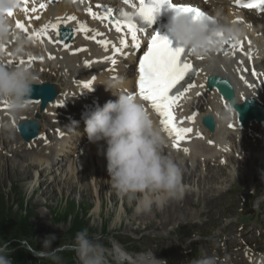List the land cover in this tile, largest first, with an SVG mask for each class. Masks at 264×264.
Segmentation results:
<instances>
[{"label":"rangeland","instance_id":"rangeland-1","mask_svg":"<svg viewBox=\"0 0 264 264\" xmlns=\"http://www.w3.org/2000/svg\"><path fill=\"white\" fill-rule=\"evenodd\" d=\"M67 64L68 62L62 58L57 65H53L62 83L53 77V73H41L42 69L34 72L37 76L49 82L55 81L66 88L67 77L63 73V67ZM44 70L50 72V68ZM52 123L56 122H51L49 117H46L45 121H42V128L47 129ZM4 133L10 137L8 140L13 138L20 143L21 139L16 131L13 134L8 131ZM68 137L63 139H72ZM0 143L2 146V142ZM86 143L88 145L73 148L74 150L69 145L65 147L68 163H72L70 166L64 160H59L62 156L58 153L61 147H57L56 150L51 148L52 159L54 163L57 160L59 164L52 166L54 171L45 173L44 176H40V169H48L46 166L51 165L52 159L45 165L43 162L41 165L40 159L35 161V156L44 152L41 146L36 149L34 145L32 152L36 155H31L30 160L26 161L30 162L28 168L31 167L30 170L27 168V171L34 169V172L23 173L25 163L21 165V162L20 168L17 169L19 162L17 158L6 156L2 160L5 161L7 158L10 166L6 164L4 168L0 167V199L4 198L6 205L13 207V213L20 215L32 213L29 222L35 231H47L42 232L43 237L51 233V236L56 237L55 243L61 240L70 243L67 234L87 228L90 236L96 237L106 247H110V242L115 241L130 253L152 249L161 259L166 260L167 264H197V261L210 257L209 253H214L217 257L227 255L232 252L234 240L241 242L243 238L252 241L257 248H262L261 251H264V179H262L264 150L260 147L253 148L258 154L257 158H260V164H252V158H249L248 167L246 161L240 159L241 168L234 170V164L231 162L229 167L220 171L221 174L227 172V175L209 184L210 190L207 189L206 196L209 201L206 197L200 200L199 192L193 199V208L186 205L189 213L187 208L177 212L179 214L186 212L181 215L168 212V208H158L155 213L151 212L143 217V214H137L134 211L135 199L111 188V178L107 168L94 170L88 167L94 153L96 155L97 152L91 154L90 149L93 147L89 145V142ZM9 144L7 147H11ZM19 146L20 155H26L28 150L23 148L26 145ZM82 149L84 150L80 158H84L86 151H89L92 158L87 156L86 163L76 164L77 157L74 152ZM95 163H100V160ZM69 167L72 170H69ZM213 168L215 169L214 166ZM233 171L236 176H241L240 183L232 179ZM252 172L257 174L256 179L252 178ZM245 176L248 178L247 181L243 180ZM225 177H227L228 186L221 189L219 186ZM206 181L211 182V179ZM256 205L258 210L254 209ZM253 213V217L257 220L248 223L245 226V232H238L239 222L235 220V217L253 215ZM258 228L261 231H258ZM12 240L8 239L6 242L10 244ZM190 249L192 252L185 255ZM58 255L59 261L65 264H79L76 254L70 250H65V253L63 251V254ZM39 264H47V262L41 260Z\"/></svg>","mask_w":264,"mask_h":264},{"label":"bare ground","instance_id":"bare-ground-1","mask_svg":"<svg viewBox=\"0 0 264 264\" xmlns=\"http://www.w3.org/2000/svg\"><path fill=\"white\" fill-rule=\"evenodd\" d=\"M28 1L29 8L23 10L22 6L21 8L17 9L11 16H8L10 22L21 21V25L12 26L13 34L10 37V42L1 45L0 47V61L5 63V65L9 67H15L17 65H27L36 58L43 61L46 60L49 63H53L55 60L60 61L62 58L67 61L68 64L63 67V73L67 77V82L65 84L66 88H61L60 86H58L59 94L57 98L48 105L46 112H48L47 114H49V112L51 111V109L49 108L51 107H54L57 110L59 121L57 123H52L51 127L55 125L58 127L57 133L62 139L68 136L72 138V136L76 134H85L87 136L86 132L84 131V127H82L79 122L83 121L84 117H86L89 111H92L90 105L92 104L95 107H102L108 100H115V96L112 95L110 91H106L105 93H101L100 99L96 98L98 91L95 90V88L99 85H102L101 83H104L106 80L110 79V74L104 76L97 75L96 79H92L91 75L96 70L104 71L112 68V66L110 63L105 62L104 57H98L97 55H95L98 45H96L95 43H88L86 39L81 35V31L89 30L92 36L96 35L97 37L103 35V31L101 28H92V26L96 23V17L93 13L96 12L97 14V10L103 6H112L114 0H59L58 2H49L45 0L46 9L41 11H37L35 9V6L31 0ZM226 4H228L227 1L224 2L225 7H227ZM229 9L231 8L227 7V10ZM35 18L37 19L35 20ZM232 18L236 20L235 17L232 16ZM249 18L251 20H255L253 16H249ZM85 21L90 22L92 26L89 27L87 25L88 23H86ZM12 23L13 22H11V24ZM262 23H264V21H262ZM59 24H69L76 26V39L71 45H64L59 41V36L56 31V28H58ZM53 25H55L56 27H53ZM25 29L26 32H24ZM262 31L264 32V29ZM17 34H19V36H21L25 40V50L22 54L19 55L15 54L14 52ZM86 34L89 33L86 32ZM249 36L250 33L246 39L240 40L239 44L247 43L249 41ZM106 58L112 59V55L108 54L106 55ZM93 59H95L94 62ZM21 61H23V63H21ZM58 61H56L53 65H57ZM250 64L252 67V72L257 78V82H253L250 80L245 82H240V80L236 81L230 74L228 67L225 64L218 62L217 60H206L202 62L203 72L197 77L194 86L189 89L188 94H191L195 89H201V91L196 92L187 100L182 99V101L179 102V104L185 102L186 112L188 115V122L181 125V128H191L193 129V131L191 133L184 134V139L182 141L179 140L178 143H169L165 145V152L178 160L181 167L183 168V183L186 189L185 195L182 199L168 201L160 208H168V212L175 213L177 215L179 214L177 212H179L180 210H186V208L188 210V205L189 207L193 208V199L195 198L196 194L200 192V200L204 199L207 196V189L210 190L209 184L227 175V172L223 174L220 173L222 169L229 167L231 165V162L234 165L240 163V158L241 156H243V150L241 147H237L236 151H234L229 147V145L226 146L229 142L228 134L230 132L225 129L224 124L217 126V133L213 134L215 137L214 141L208 138L204 139L203 137L204 128L201 125L202 117L205 114H209L208 111L211 107L210 105H214V107L217 106L215 95L205 89L203 79H205L208 75H219L223 76V79H232L233 81H230L233 86L235 85L234 88L236 89V99L238 103L242 102L245 97L249 96H255L264 103V66L252 62ZM254 71H257V73H254ZM51 73H53V71ZM116 75L117 68L115 64H113V77H115ZM53 77L57 78L62 83L61 77L57 71L53 75ZM241 78L245 79L244 76H241ZM42 80L45 81V79L43 78ZM76 80H79V85H76L75 88V84L73 83V81ZM84 80H89V84H91V87L85 88L83 85ZM36 82H40L39 77H37ZM61 86L63 87L62 84ZM70 88H74L77 91L76 97L70 98ZM66 89L68 91H66ZM207 95L208 97L206 100L205 97ZM196 104L199 105L200 108L204 107L201 112H198L194 108ZM226 105L227 102L221 98L219 100V105L217 108L222 109L225 108ZM36 111L42 112L43 110H39V108L36 107L31 112H24L20 116L12 117L7 113V106L3 102H0V116H3L9 122V128L7 130H0V138L3 139H1L0 141L2 142V146L0 143V147L1 149H5L9 143V145H11V147L9 146L6 149L8 150L7 154L6 151H0L1 168H4L6 164H8V167L10 166V161L7 158L5 159V161H2L7 156L9 158H17V160L19 161L17 169L20 168V162L21 165L25 163L24 168L22 167L23 173L34 172V169L31 171H27L30 162H26L27 160H30L31 155H36L35 152H32L35 145L33 144L34 140L28 142V146L25 147L28 152L26 155L22 156L20 155L19 145H23V139L20 138V143H17L13 138L11 140H8L10 137L7 136L4 132L8 131L13 134V130L17 128L19 122L26 117H35ZM71 112H75L74 115L69 114ZM216 116L217 121L221 122L220 115L217 114ZM46 117H49L51 122H56L55 118L51 116H45L44 112H42V116H38L37 119L39 120V122L45 121ZM234 120L235 118L231 119V122L233 123ZM157 121L159 120L157 119ZM12 122L13 124H11ZM235 129L237 131H241V127L238 123L236 124ZM236 135L237 134H233L231 136L237 137ZM41 137L42 132L39 136V139ZM70 141L71 140L69 139H63L61 143L57 144V147H61V151L58 153L64 152L66 150L65 147L68 146ZM65 143L67 144L65 145ZM89 145L93 146V150L90 149L91 154H93L96 151L95 144L90 143ZM184 149H188V151H184ZM43 150L44 152L38 153V155L35 156V161H37V159H40L41 165L42 162L45 165V163L48 164V162L51 161L50 158L46 156L49 150L51 151V148L47 147L46 149H42V151ZM248 154L255 156L253 164H260V158H257L256 155H253L251 153ZM91 157L92 156H90V159ZM62 160H66V158H63ZM83 160H85V162H83ZM87 161V156H84V158L77 157L76 164H78L79 162L80 165H83ZM57 164H59V162L54 163V160L52 159L51 165L46 166V168L48 169H40V176H44L45 173H52V171H54L52 166H57ZM67 164L70 166L72 163L67 162ZM213 166L215 167V169L213 168ZM88 167L94 170H97V168L105 169L107 168V163L100 162V164L97 166V164H94L93 161H91L88 164ZM30 168L31 167H29L28 170H30ZM34 176H36L35 173ZM231 176L232 179L237 183H240L242 181L241 176H236L234 171L232 172ZM251 176L253 179H256L257 174L252 172ZM35 179H37V176ZM207 179H211V182L206 181ZM249 179H251V177ZM243 180L247 181L248 178L245 176ZM44 181L45 179L43 180V182ZM227 186V177H225L221 180V185L219 187L221 189H225ZM156 209L158 208H154L152 213H155ZM182 213L185 214L186 212L184 211L181 212V214ZM143 217H145V214H143ZM232 246L233 249L231 254L234 258L235 263H243V261L240 259L242 253L237 250V245L233 243ZM155 257L159 259L157 255H155ZM250 263L263 264L261 262V259L259 258L252 259Z\"/></svg>","mask_w":264,"mask_h":264},{"label":"clouds","instance_id":"clouds-1","mask_svg":"<svg viewBox=\"0 0 264 264\" xmlns=\"http://www.w3.org/2000/svg\"><path fill=\"white\" fill-rule=\"evenodd\" d=\"M16 6L17 0H0V45L9 43L13 34L3 10ZM138 7L129 12L131 17L138 18ZM169 24L171 40L209 61L225 42L246 39L250 32L247 24L232 18L223 0H213L210 10L198 18L175 11ZM24 45L25 40L17 34L15 54H22ZM36 80L31 67H9L0 61V102L6 104L8 115L17 117L29 109ZM101 84L117 99L108 100L102 107L90 111L84 118V131L89 142L97 145V154L107 161L111 188L135 199L137 214H149L170 200L182 199L186 190L182 167L178 160L165 152L167 137L153 113L139 96L122 91V79L110 78ZM219 115L224 120L231 118L230 111ZM8 128L9 122L0 116V130ZM55 240L54 235L46 237L42 250L20 243L37 256L38 261L58 262V253L70 250L76 254L79 264H167L166 260L157 259L151 249L130 253L115 241L106 247L90 236L87 228L78 231L70 243L53 248ZM8 248L6 241L0 243V264H14ZM197 264L217 262L215 258L206 257Z\"/></svg>","mask_w":264,"mask_h":264},{"label":"snow or ice","instance_id":"snow-or-ice-1","mask_svg":"<svg viewBox=\"0 0 264 264\" xmlns=\"http://www.w3.org/2000/svg\"><path fill=\"white\" fill-rule=\"evenodd\" d=\"M130 0H124L128 4ZM264 0H258L256 3H248L246 7H261ZM167 5L169 8L177 12H184L193 17H201L205 14L198 7L186 6L183 4L173 3V0H139L138 18H133L128 12L123 10L119 13V18H115L117 23V31L121 24L125 25L131 33V41L135 49L141 47L138 37V32L145 33L151 29V24L156 18V14ZM135 9L136 5H132ZM114 10L107 8L106 12L111 14ZM74 19V18H73ZM138 21L147 22V27L140 26ZM53 27H56L53 25ZM151 36L150 46L144 52L143 57L138 62L139 72V96L145 101L150 102L151 107L162 117L161 123L164 125V130L170 136L179 142L184 138V134L191 133V128H176L172 125L171 117L172 108L176 98L187 92L194 84L189 80L186 81V76H195L197 69H194L189 62V56L194 54L192 49H188L183 45L176 44L173 46V41L168 36H162L159 32L154 31L148 33ZM121 45L114 51L118 54L127 49L128 44L122 39ZM230 43L232 48H235L239 41L225 42ZM202 58V57H201ZM113 64L116 60L111 61ZM23 63V61H21ZM182 82H184L182 84ZM85 88L91 87V84H84ZM6 105V104H5ZM188 151V149H184Z\"/></svg>","mask_w":264,"mask_h":264},{"label":"trees","instance_id":"trees-1","mask_svg":"<svg viewBox=\"0 0 264 264\" xmlns=\"http://www.w3.org/2000/svg\"><path fill=\"white\" fill-rule=\"evenodd\" d=\"M12 206H7L4 198L0 199V243L7 241L9 238L25 239L34 248H42L43 244L36 238L38 234L45 231H35L30 224L29 215H20L19 213H13ZM77 230L73 231V236L77 233ZM20 243L15 242L10 246L12 249L18 246ZM14 260V264H31L37 262V258L31 252L25 249H18L11 255ZM47 264H50V260H46Z\"/></svg>","mask_w":264,"mask_h":264},{"label":"water","instance_id":"water-1","mask_svg":"<svg viewBox=\"0 0 264 264\" xmlns=\"http://www.w3.org/2000/svg\"><path fill=\"white\" fill-rule=\"evenodd\" d=\"M215 80L216 78H211V80ZM220 89L223 94H225L227 97H229L235 104L234 101V94L231 90H228L227 87L223 84H220ZM34 97H39L43 99L44 103L42 107L46 104L47 101L53 100L56 97V91H55V85L51 83H44L41 85L34 84L33 85V94ZM239 108L242 111L243 119L247 117L246 112L243 109V106L240 105ZM206 124H208L210 127H213V118L210 116L207 119H205ZM40 128V125L36 120H25L22 121L19 125V129L22 133V136L25 140H29L31 137H34L38 134V129ZM247 217H245L242 221H245Z\"/></svg>","mask_w":264,"mask_h":264}]
</instances>
